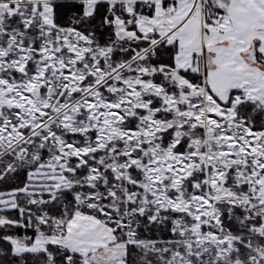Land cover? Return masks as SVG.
I'll return each instance as SVG.
<instances>
[{
  "label": "snow or ice",
  "instance_id": "6c2138e0",
  "mask_svg": "<svg viewBox=\"0 0 264 264\" xmlns=\"http://www.w3.org/2000/svg\"><path fill=\"white\" fill-rule=\"evenodd\" d=\"M0 264H264V0H0Z\"/></svg>",
  "mask_w": 264,
  "mask_h": 264
},
{
  "label": "trees",
  "instance_id": "16d2710c",
  "mask_svg": "<svg viewBox=\"0 0 264 264\" xmlns=\"http://www.w3.org/2000/svg\"><path fill=\"white\" fill-rule=\"evenodd\" d=\"M4 185L0 184V190H3L4 189Z\"/></svg>",
  "mask_w": 264,
  "mask_h": 264
}]
</instances>
